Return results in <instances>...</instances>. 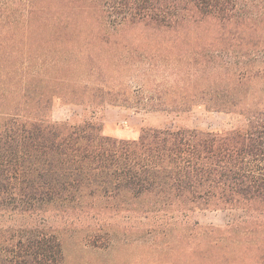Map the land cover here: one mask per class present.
<instances>
[{
    "label": "rangeland",
    "instance_id": "obj_1",
    "mask_svg": "<svg viewBox=\"0 0 264 264\" xmlns=\"http://www.w3.org/2000/svg\"><path fill=\"white\" fill-rule=\"evenodd\" d=\"M232 3L209 14L175 7L179 25L158 30L131 22L130 0H27L0 21L10 72L0 77L1 111L105 125L109 109L120 140L143 128L230 132L243 118L204 104L250 99L254 85L238 89L234 75L264 64V0ZM160 102L191 104L152 111ZM20 208L0 197V264H264V216L242 209L171 211L132 196ZM35 235L45 240L28 249Z\"/></svg>",
    "mask_w": 264,
    "mask_h": 264
},
{
    "label": "trees",
    "instance_id": "obj_2",
    "mask_svg": "<svg viewBox=\"0 0 264 264\" xmlns=\"http://www.w3.org/2000/svg\"><path fill=\"white\" fill-rule=\"evenodd\" d=\"M26 1L0 0V21L16 19ZM174 1L178 3L130 0L125 7L131 22L158 30L179 25L175 16L180 12L174 13L175 7L187 10L193 6L203 14L235 7L234 0ZM1 62L0 77L9 76L8 65ZM234 81L238 89H243L244 81L254 85L250 99L223 96L204 104L232 121L235 116L243 118L222 134L176 127L143 128L138 140H120L105 135L104 125L54 123L44 115L3 112L0 106V197L16 202L26 212L52 204H73L85 196H132L148 198L153 208L171 211L242 209L263 217L264 64L239 70ZM190 104L149 106L152 111L167 112L166 106L181 110ZM35 236L27 241L28 249L45 240Z\"/></svg>",
    "mask_w": 264,
    "mask_h": 264
},
{
    "label": "crops",
    "instance_id": "obj_3",
    "mask_svg": "<svg viewBox=\"0 0 264 264\" xmlns=\"http://www.w3.org/2000/svg\"><path fill=\"white\" fill-rule=\"evenodd\" d=\"M112 112H113V110H109V109L106 110V114H105V116H106V123L104 125V132H105V134L107 136H110V137L123 138V136L119 135L118 132L116 133V132H109L108 131V128H107V119L109 120V117H110V115H111ZM133 120L136 121L137 123H140V124H142L144 122L143 119H141L139 117H134ZM132 134H134V135H132V137H124V138H129L130 140H137V139H139V136H140L139 133H136L135 134V132L133 133V131H132Z\"/></svg>",
    "mask_w": 264,
    "mask_h": 264
}]
</instances>
